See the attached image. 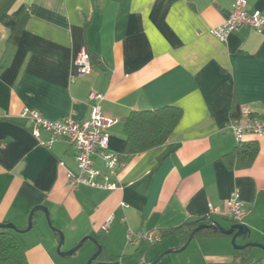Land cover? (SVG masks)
<instances>
[{
  "label": "crops",
  "instance_id": "1",
  "mask_svg": "<svg viewBox=\"0 0 264 264\" xmlns=\"http://www.w3.org/2000/svg\"><path fill=\"white\" fill-rule=\"evenodd\" d=\"M19 3L37 9L21 34L0 23V222L24 229L33 207L43 205L66 235L64 250L91 236L103 247L102 260L144 264L183 246L173 232L180 226L204 217L229 226L226 202L238 192L250 241L264 245V135L246 136L258 148L249 162L239 156L228 128L233 103L264 117V29L243 27L224 42L214 37L210 30L224 21L229 0ZM247 8L264 9V0H247ZM82 49L93 56V70L77 76L74 61ZM92 91L104 95L103 113L118 119L108 130V148L123 156L124 121L131 112L166 106L182 111L165 144L123 157L114 190L72 186L67 177L68 170L77 171L72 145L65 139L42 145L49 133L41 129L39 141L20 117L34 109L53 121L86 120ZM94 160L105 171L100 155ZM210 205L220 213L211 214ZM41 213H35L31 230L16 234L28 264H85L95 243L86 241L77 258L58 255L57 235ZM148 231L161 240L133 241ZM230 239L196 235L185 250L157 264L264 261V250L252 247L243 254Z\"/></svg>",
  "mask_w": 264,
  "mask_h": 264
},
{
  "label": "built area",
  "instance_id": "2",
  "mask_svg": "<svg viewBox=\"0 0 264 264\" xmlns=\"http://www.w3.org/2000/svg\"><path fill=\"white\" fill-rule=\"evenodd\" d=\"M230 11L226 14L224 21L211 28V34L219 41H226L228 36L243 27H250L261 33L264 29V9L249 10L247 0H229ZM77 76L90 74L93 70L89 55L82 49L75 61ZM104 95L101 92L92 91L89 99L92 103L89 118L86 120H75L66 116L59 120H49L43 114L34 109H24L20 117L30 125L32 134L40 141V130L43 129L50 135L47 143L51 145L59 139L67 140L75 150L77 171H67V177L72 186H90L103 190H114L118 187L116 177L119 167L123 164V154L109 150V128L118 122V119L106 116L101 108ZM229 130L232 132L236 142L246 141V136L264 135V117L256 115L249 108H240L237 118L229 121ZM100 155L104 161L105 171L97 168L94 156ZM126 206L125 203H121ZM226 215L236 223H242L247 216V209L240 199L238 192L232 193L226 202ZM211 214H219L217 207L210 205ZM112 216H109L102 225L107 229ZM133 241L140 243L146 241L153 245L161 240V234L156 231H148L135 235ZM144 260V259H143Z\"/></svg>",
  "mask_w": 264,
  "mask_h": 264
},
{
  "label": "trees",
  "instance_id": "3",
  "mask_svg": "<svg viewBox=\"0 0 264 264\" xmlns=\"http://www.w3.org/2000/svg\"><path fill=\"white\" fill-rule=\"evenodd\" d=\"M36 6L19 3V0H0V23L12 32L21 34L30 16L36 12ZM92 67L93 56L87 51ZM240 107L233 103L230 120L237 118ZM182 111L178 107L166 106L155 110L133 111L125 118L124 130L127 148L124 156L139 154L154 147L165 144L177 126ZM241 148V149H240ZM239 156L252 162L258 152L255 141H244L237 145ZM123 156V157H124ZM212 218L204 217L174 229L184 245L190 233L202 223L212 222ZM196 235H225L210 229H202ZM229 236V235H228ZM231 237V236H230ZM0 264H28L25 250L18 237L10 230L0 228ZM240 264H264L263 260H247L240 258Z\"/></svg>",
  "mask_w": 264,
  "mask_h": 264
},
{
  "label": "water",
  "instance_id": "4",
  "mask_svg": "<svg viewBox=\"0 0 264 264\" xmlns=\"http://www.w3.org/2000/svg\"><path fill=\"white\" fill-rule=\"evenodd\" d=\"M37 211H42L45 214L46 220L48 222L49 227L51 230L54 232V234L57 235L58 239V245H57V253L58 255L62 257H70L74 256L77 251L84 246V243L88 240L92 241L96 245V250L94 251L93 254L88 258L87 262L85 264H120L118 261H112L110 260H102L103 258V247L100 245L96 239H94L91 236H85L82 239H80L73 247H71L68 250H64L63 246L66 243V235L65 233L55 227V225L52 222L50 212L46 206L43 205H37L33 207L31 210L29 217H28V224L27 227L24 229H19L13 222H0V228H4L7 230H13L17 233H24L29 230H31L33 226V220H34V215ZM202 229H210L214 232H221L225 235L231 236V244L233 245L234 249L239 250L243 254L247 252L249 248L256 247L264 250V245L258 242L250 241V236H251V229L244 223H236V222H231L229 226H223L220 222L218 221H212L210 223H202L199 224L189 235L186 243L180 247V248H170L161 253L157 259H155L151 263H144V264H157L163 257H165L168 254L171 253H178L183 250H185L188 245L191 243V241L194 239L196 236L197 232H199ZM238 241H243L242 244H239Z\"/></svg>",
  "mask_w": 264,
  "mask_h": 264
},
{
  "label": "rangeland",
  "instance_id": "5",
  "mask_svg": "<svg viewBox=\"0 0 264 264\" xmlns=\"http://www.w3.org/2000/svg\"><path fill=\"white\" fill-rule=\"evenodd\" d=\"M41 215H43L44 216V218H45V222H46V225H47V227H48V229H50V231L52 232V233H54L52 230H51V228L49 227V225H48V222H47V220H46V217H45V214L42 212L41 213ZM53 222V221H52ZM222 222V224H226L227 223V221H221ZM54 224V223H53ZM56 227V226H55ZM33 230V229H32ZM10 232L12 233V234H14V235H16L17 234V232H15V231H13V230H10ZM17 236V235H16ZM230 244H231V239H230ZM65 246V245H64ZM146 246H148V244H146ZM231 246H232V248H234L233 247V245L231 244ZM84 246L82 247V248H80L78 251H77V253L73 256V258H77L79 255H82V253L85 251L84 250ZM254 249H256L255 247H254ZM255 251H258V250H255ZM94 253V252H93ZM92 253V254H93ZM91 256V255H90ZM166 257H171V255L170 254H168V256H166Z\"/></svg>",
  "mask_w": 264,
  "mask_h": 264
}]
</instances>
